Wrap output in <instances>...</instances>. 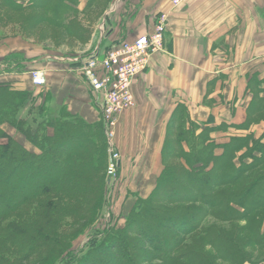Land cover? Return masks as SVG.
Returning a JSON list of instances; mask_svg holds the SVG:
<instances>
[{"label":"trees","instance_id":"obj_1","mask_svg":"<svg viewBox=\"0 0 264 264\" xmlns=\"http://www.w3.org/2000/svg\"><path fill=\"white\" fill-rule=\"evenodd\" d=\"M27 1L0 3L22 10ZM42 1L48 23L79 38L89 33L75 20L76 0ZM17 66L23 68L20 62ZM34 96L31 90L0 82V264L29 258L39 259L36 264H242L249 258L245 248L264 245V135L229 133L227 141H218L211 133L227 125L196 122L178 104L166 126L156 183L146 196L136 198L124 227L107 224L81 255L66 251L63 229L92 221L106 203V141L102 123L90 125L64 112L47 119L46 100L38 104L40 119L32 128L19 112L35 105ZM258 110L257 105L249 107L238 127L248 128ZM5 123L39 152L7 133ZM208 215L219 224L207 227L196 249L179 251L182 234L193 232ZM237 220H247L243 230L249 235L242 239L243 230L223 227Z\"/></svg>","mask_w":264,"mask_h":264},{"label":"crops","instance_id":"obj_2","mask_svg":"<svg viewBox=\"0 0 264 264\" xmlns=\"http://www.w3.org/2000/svg\"><path fill=\"white\" fill-rule=\"evenodd\" d=\"M89 2L76 0L73 6L75 20L89 33L82 38L71 34L78 44L64 48L70 52H22L12 62L0 57V78L30 89L29 71L45 69V117L63 111L99 125V107L76 64L94 51L102 54L111 45L151 32L157 13H168L165 49L154 53L134 80V105L119 114L115 127L125 211L156 183L166 126L178 104L196 122L227 125L211 133L218 141H227L229 133L264 135V0H182L176 7L171 0H109L92 21L85 17ZM19 62L23 72L17 71ZM253 105L259 110L249 127L239 128Z\"/></svg>","mask_w":264,"mask_h":264},{"label":"rangeland","instance_id":"obj_3","mask_svg":"<svg viewBox=\"0 0 264 264\" xmlns=\"http://www.w3.org/2000/svg\"><path fill=\"white\" fill-rule=\"evenodd\" d=\"M108 1L109 0H94L93 2H91V4L89 5L91 9L88 11V13H85L86 19L87 20L89 19L91 21L97 19L101 10H103V8L107 6ZM27 4L28 7L24 9L15 10L6 6L2 7L0 3V44H2L0 45V48L3 50V52L0 53V57L4 58V60L9 59L8 61L12 62L11 60L14 59L15 57L22 56V54H24L22 52L35 53L38 51L49 50V51H57L59 53L60 51H62L63 53H65L70 51H66L64 50V48L66 49L69 47H75V45L78 44L77 41L75 40L77 38L76 37L73 38V36L67 30L61 27L59 24L48 23L47 20H45V12L42 7L43 4L42 0L41 1L28 0ZM13 40L15 41L14 44H12ZM14 45L16 47L15 49H12ZM58 49L60 50L58 51ZM71 55H78V54L72 53ZM76 65L77 66L75 67L80 68V65L78 64ZM35 69L42 70L44 72L45 83H46L45 69L33 68L29 71L28 77L31 88L28 90H31L33 95H35L34 97L36 99V103L33 107L28 105L19 112V117L26 120L28 124L32 125V128H36L38 126L39 123L38 121L40 119V115L37 112V106L46 98L45 90H44L45 83H43L42 85H36L33 83L31 79V71ZM17 71L23 72L24 70L20 68L17 69ZM0 82L10 83V81L1 78H0ZM100 123L102 122L100 121ZM3 128L7 133L13 135V137L20 144H22L23 146H25L26 148L32 151L39 152L38 149L34 147L23 134L16 131L11 125L5 123L3 124ZM3 141H4L3 139H0V142ZM108 163H109V153L107 151V145H106V163H105L104 179H103L104 182H102L103 196L106 198V203L103 206H101L99 212H97L96 214L95 219H93L92 221H84L78 223L73 227L63 229L64 236L66 237L68 236L67 238H64V242L67 248L66 251H69L71 249L77 250L80 251L78 253L79 255L82 251H84L87 248L88 240L90 238L95 236L96 237L101 236V233L104 230L105 226H107V224H109V227L112 226V224H115V228H120V229L123 228L125 225L126 215L128 211H125L126 205L121 204V201L123 200V196L120 197L121 190L120 188H118V176H119L118 170L115 176L113 177L109 176L107 173ZM260 168H264V164ZM34 183L36 182L33 180L32 184ZM196 204L201 208L204 207L198 202H196ZM204 208L205 210H208V207H204ZM246 221L247 220L233 221L230 224L223 225V227L226 230H229V232L230 231L240 232V230H243V227L246 225ZM214 223L217 225L219 224L215 219H213L211 215H208L203 219L199 227L197 226V228L193 232L186 235L182 234L183 235L182 244L181 247L179 248V251L184 249H196L197 243L199 241L201 242L204 240V235H205V231L207 230V227L210 224H214ZM248 235H249L248 232H244L243 230V233L242 232L239 233L240 236L239 239H242ZM204 249L208 251L210 254L212 253L211 247L206 246ZM245 250L249 258L245 260L242 264H264V245L255 248L247 247L245 248ZM38 260L39 259L37 258H32V259L29 258L25 261H22L20 264H36ZM156 262H157L156 260L152 261L153 264ZM60 264H76V263L73 261L64 260ZM217 264H224V263H222L221 260L219 261L217 260Z\"/></svg>","mask_w":264,"mask_h":264},{"label":"built area","instance_id":"obj_4","mask_svg":"<svg viewBox=\"0 0 264 264\" xmlns=\"http://www.w3.org/2000/svg\"><path fill=\"white\" fill-rule=\"evenodd\" d=\"M182 0H171L173 7ZM168 13H157L153 30L130 42L111 45L102 54L94 51L80 64L84 79L92 92L99 110L100 120L109 153L107 173L115 176L119 167V153L115 147V127L118 116L134 105L131 86L136 77L148 66L150 57L165 49V31ZM34 84L45 83L42 70H32Z\"/></svg>","mask_w":264,"mask_h":264}]
</instances>
